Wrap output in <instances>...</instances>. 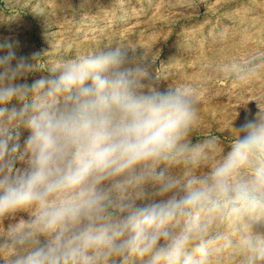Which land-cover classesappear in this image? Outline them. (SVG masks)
Here are the masks:
<instances>
[{
    "label": "clouds",
    "instance_id": "1",
    "mask_svg": "<svg viewBox=\"0 0 264 264\" xmlns=\"http://www.w3.org/2000/svg\"><path fill=\"white\" fill-rule=\"evenodd\" d=\"M18 48L0 42L3 264H264V104L225 152L192 142L196 91H159L135 47Z\"/></svg>",
    "mask_w": 264,
    "mask_h": 264
},
{
    "label": "rangeland",
    "instance_id": "2",
    "mask_svg": "<svg viewBox=\"0 0 264 264\" xmlns=\"http://www.w3.org/2000/svg\"><path fill=\"white\" fill-rule=\"evenodd\" d=\"M9 3L7 8L0 0V42L18 41L19 55L39 52L46 53L45 60L57 59L123 42L136 48L135 58L146 57L159 91L172 82L193 88L199 98L193 143L216 136L227 152L231 122L239 128L255 118L257 101L264 104V0ZM243 73L251 74L238 78ZM42 75L46 73L37 72L27 82ZM28 134L22 130L21 146ZM4 223L7 227L9 221Z\"/></svg>",
    "mask_w": 264,
    "mask_h": 264
}]
</instances>
